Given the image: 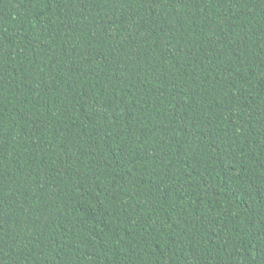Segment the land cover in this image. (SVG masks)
<instances>
[{"label": "trees", "instance_id": "trees-1", "mask_svg": "<svg viewBox=\"0 0 264 264\" xmlns=\"http://www.w3.org/2000/svg\"><path fill=\"white\" fill-rule=\"evenodd\" d=\"M0 264H264V0H0Z\"/></svg>", "mask_w": 264, "mask_h": 264}]
</instances>
